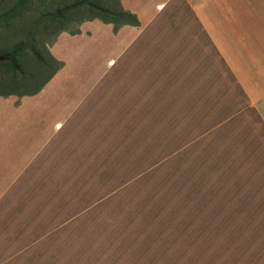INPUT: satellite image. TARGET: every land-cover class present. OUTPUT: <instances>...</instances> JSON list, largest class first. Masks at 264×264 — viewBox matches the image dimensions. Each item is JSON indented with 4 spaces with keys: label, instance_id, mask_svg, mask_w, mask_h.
<instances>
[{
    "label": "rangeland",
    "instance_id": "374dc122",
    "mask_svg": "<svg viewBox=\"0 0 264 264\" xmlns=\"http://www.w3.org/2000/svg\"><path fill=\"white\" fill-rule=\"evenodd\" d=\"M71 1L0 0V49L22 44L32 75L0 91L46 81L40 61L86 13L42 23L39 11L54 15ZM138 77L106 71L85 92L62 127L66 183L52 187L47 216L20 232L18 255L2 252L0 264H264V138L222 139V123H171L166 107L157 123H138V106L122 122L123 88ZM75 158L82 169H72Z\"/></svg>",
    "mask_w": 264,
    "mask_h": 264
},
{
    "label": "crops",
    "instance_id": "0c3cea01",
    "mask_svg": "<svg viewBox=\"0 0 264 264\" xmlns=\"http://www.w3.org/2000/svg\"><path fill=\"white\" fill-rule=\"evenodd\" d=\"M118 1L137 27L113 34L92 20L79 34L58 33L48 51L62 63L59 77L32 96H0V253L12 260L20 232L33 233L52 187L66 183L63 124L106 71L139 76L123 88L122 122L131 106L140 124L157 123L166 107L171 123H222V139L264 138V0Z\"/></svg>",
    "mask_w": 264,
    "mask_h": 264
},
{
    "label": "trees",
    "instance_id": "16d2710c",
    "mask_svg": "<svg viewBox=\"0 0 264 264\" xmlns=\"http://www.w3.org/2000/svg\"><path fill=\"white\" fill-rule=\"evenodd\" d=\"M21 8L22 6L20 7V10ZM11 10H8L6 12H9ZM79 10L84 11L86 14L79 20V23H77L74 30L70 31L68 28H61L60 32H65L69 35L79 34L78 25L81 22L92 20H97L102 24L111 25V32L113 34L116 33V31L123 25H129L133 27L138 26V22L136 21L135 17L129 12L123 10L118 0H72L70 3H67L62 7L60 13L59 10H57V15H51L39 11L38 18L40 20H43L42 23H47L53 19L62 17L63 13L68 16L71 12ZM49 16H51V18L48 20ZM1 19L2 18H0V20ZM3 27L6 28L7 26L4 25ZM26 50L27 49H25L22 44L12 46L11 48L3 47L0 49V68H4V71L8 76L7 79L4 77V85L0 82V86H14V83L19 86L25 84V82L29 81L32 78V75L29 74L28 71L24 70L25 64L23 62V57L26 55ZM29 53L39 60V58H37L38 54L33 52V50L29 51ZM48 60V64L43 63V61L39 60L43 68L49 70V75L46 81L42 82L32 91H18L15 89H8L5 92L0 91V96L6 97L8 95H14L19 98L21 96H32L38 93L47 82V80H49V78L62 67V63L54 60L50 55H48Z\"/></svg>",
    "mask_w": 264,
    "mask_h": 264
}]
</instances>
